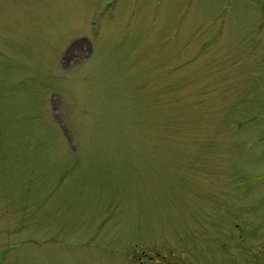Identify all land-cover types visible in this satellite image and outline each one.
<instances>
[{
	"label": "rangeland",
	"instance_id": "obj_1",
	"mask_svg": "<svg viewBox=\"0 0 264 264\" xmlns=\"http://www.w3.org/2000/svg\"><path fill=\"white\" fill-rule=\"evenodd\" d=\"M255 77L264 0H0V255L264 264Z\"/></svg>",
	"mask_w": 264,
	"mask_h": 264
},
{
	"label": "flooded vegetation",
	"instance_id": "obj_2",
	"mask_svg": "<svg viewBox=\"0 0 264 264\" xmlns=\"http://www.w3.org/2000/svg\"><path fill=\"white\" fill-rule=\"evenodd\" d=\"M245 84V83H244ZM249 87L251 90L264 89V79L255 77L250 81ZM244 88V87H243ZM247 88V87H246ZM243 91L241 92V94ZM254 94V103L250 120L252 121L246 127L244 125L239 137V152L247 157L256 167L260 169L258 174L264 179V96L261 97ZM259 97H258V96ZM241 124V123H240ZM239 124V125H240ZM244 122H242V125ZM238 125V126H239ZM17 259L14 255H0V264H17Z\"/></svg>",
	"mask_w": 264,
	"mask_h": 264
}]
</instances>
